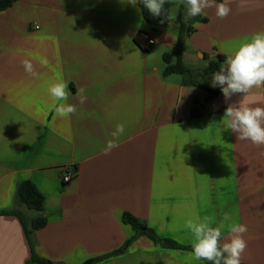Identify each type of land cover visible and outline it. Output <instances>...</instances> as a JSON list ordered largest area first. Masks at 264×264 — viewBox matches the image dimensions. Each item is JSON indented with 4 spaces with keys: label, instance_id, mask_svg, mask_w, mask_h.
<instances>
[{
    "label": "crops",
    "instance_id": "0c3cea01",
    "mask_svg": "<svg viewBox=\"0 0 264 264\" xmlns=\"http://www.w3.org/2000/svg\"><path fill=\"white\" fill-rule=\"evenodd\" d=\"M166 2L173 18L156 31L139 0H17L0 12V214L15 209L21 182L38 189L47 225L35 233L36 256L56 264H207L195 260L186 223L209 218L211 227L223 225L221 245L232 224L246 225L241 264H264V145L237 140L224 117L240 102L264 107V87L226 100L221 89L210 99L196 85L211 87L198 80L212 77L203 73L209 63L264 32V0H230L224 19L215 8L187 18L183 0ZM142 32L155 37L148 51ZM180 35L183 64L194 71L187 84L164 76L163 56ZM25 59L38 77L24 70ZM61 81L77 109L67 118L56 117L48 92ZM118 124L119 146L106 155ZM124 214L179 248L136 236ZM0 264H33L17 216L0 215Z\"/></svg>",
    "mask_w": 264,
    "mask_h": 264
},
{
    "label": "clouds",
    "instance_id": "9594fccd",
    "mask_svg": "<svg viewBox=\"0 0 264 264\" xmlns=\"http://www.w3.org/2000/svg\"><path fill=\"white\" fill-rule=\"evenodd\" d=\"M135 6L138 0H127ZM140 3L154 17H163V6L166 0H139ZM187 8V18L196 17L204 13L205 9L215 8L218 18L224 19L231 12L230 0L216 3V0H183ZM241 10H245L243 3L238 5ZM173 17L168 16L167 19ZM24 70L33 77H38L34 66L29 59L21 61ZM211 86H219L225 99H230L233 94L249 95L254 88L264 87V32L253 35L250 41L242 43L238 49L224 61L219 71L212 75ZM84 89L77 92L79 103L83 104L86 97L83 95ZM48 92L53 100V108L56 117L67 118L77 111L76 106L66 103L70 91L66 82L52 83ZM62 101L64 103H59ZM226 120V130H231L237 136V140H247L253 145L260 147L264 145V107H252L242 102L239 105H229L224 113ZM125 126L118 124L112 133L113 140H109L105 147V154H109L118 147L116 140L124 133ZM189 228L195 237L193 243V255L195 260H207L213 264H241V257L247 248V241L243 234L247 232L244 224H232L230 226V242L220 243L221 228L211 227L209 218L204 222L196 223L187 221Z\"/></svg>",
    "mask_w": 264,
    "mask_h": 264
},
{
    "label": "trees",
    "instance_id": "16d2710c",
    "mask_svg": "<svg viewBox=\"0 0 264 264\" xmlns=\"http://www.w3.org/2000/svg\"><path fill=\"white\" fill-rule=\"evenodd\" d=\"M221 1V0H216ZM17 0H0V12L9 9ZM184 4V2H183ZM139 7L142 13V16L145 22L151 27L152 30L156 31L161 27H164L170 22V19H167L170 16L172 5L168 2H165L163 6V17H154L152 16L148 10L143 6L142 3L139 2ZM182 30V29H181ZM182 33V32H181ZM144 51H148L146 48H142ZM183 56V40L182 35L179 36V41L177 48L173 54H165L163 56L165 62L164 76H170L173 74L181 75L184 78V84H187L188 80L193 79L194 71L188 69L182 61ZM226 58L224 56H218L216 60L209 63L207 68L204 70V74L212 75L214 72L219 71L221 66H223ZM195 84V83H192ZM199 88L205 90L209 94L210 99H214L220 93V87H209L203 84H196ZM24 210L20 212V210ZM28 212H33L36 216L32 219H28L26 214ZM0 215H13L17 216L21 219L26 237L29 242V245L32 250V262L33 264H56L52 261L46 260L44 258H40L34 254L35 247V233L43 229L47 225V218L45 217L44 212V197L38 191V189L29 181L21 182L16 190L15 194V209L2 213ZM122 221L125 225L130 226V228L134 231L136 236H144L149 240L161 243L162 245L169 248H179L175 242L161 239L156 235V233L147 226V224L130 214H124ZM133 243V239L128 240L124 246L116 252V254H122L126 249H128ZM207 264H213L211 261L203 260ZM95 260H90L84 264H93Z\"/></svg>",
    "mask_w": 264,
    "mask_h": 264
},
{
    "label": "built area",
    "instance_id": "2783aa9c",
    "mask_svg": "<svg viewBox=\"0 0 264 264\" xmlns=\"http://www.w3.org/2000/svg\"><path fill=\"white\" fill-rule=\"evenodd\" d=\"M140 42L142 43L141 47L142 48H151L155 45V37L152 34V32H142L138 36ZM72 179V176L70 174H66L63 177V182L67 183L70 182Z\"/></svg>",
    "mask_w": 264,
    "mask_h": 264
},
{
    "label": "rangeland",
    "instance_id": "374dc122",
    "mask_svg": "<svg viewBox=\"0 0 264 264\" xmlns=\"http://www.w3.org/2000/svg\"><path fill=\"white\" fill-rule=\"evenodd\" d=\"M198 80L199 81H203V82H206V83H209L208 85L211 86V80H212V77H209V78H203V77H198ZM212 87V86H211ZM32 213V212H31Z\"/></svg>",
    "mask_w": 264,
    "mask_h": 264
}]
</instances>
